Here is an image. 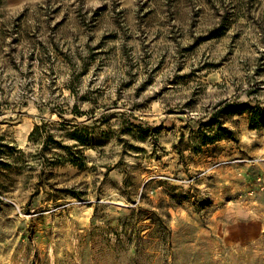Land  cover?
Masks as SVG:
<instances>
[{"label": "rangeland", "instance_id": "obj_1", "mask_svg": "<svg viewBox=\"0 0 264 264\" xmlns=\"http://www.w3.org/2000/svg\"><path fill=\"white\" fill-rule=\"evenodd\" d=\"M260 113L264 0H0V264H264Z\"/></svg>", "mask_w": 264, "mask_h": 264}, {"label": "trees", "instance_id": "obj_2", "mask_svg": "<svg viewBox=\"0 0 264 264\" xmlns=\"http://www.w3.org/2000/svg\"><path fill=\"white\" fill-rule=\"evenodd\" d=\"M228 109L226 110V112L228 113H238V114H243L247 111H249L250 109V106L246 105V104H229L228 106ZM218 113L220 112H217L214 117L212 118V123H219V120H218ZM251 113V112H250ZM264 124V114L260 113L258 115H253V114H250V117H249V125L250 127H257L258 125H262ZM219 129L220 130H223L226 137L227 138H232L233 137V132L227 128H223L222 126L219 125ZM47 139H52V136H48ZM213 138L209 137L208 135H205L204 136V143H207V140L209 141H212Z\"/></svg>", "mask_w": 264, "mask_h": 264}]
</instances>
